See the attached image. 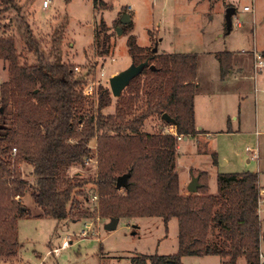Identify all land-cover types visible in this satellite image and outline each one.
<instances>
[{
    "label": "trees",
    "instance_id": "trees-1",
    "mask_svg": "<svg viewBox=\"0 0 264 264\" xmlns=\"http://www.w3.org/2000/svg\"><path fill=\"white\" fill-rule=\"evenodd\" d=\"M20 7L17 0H0V13L12 8L21 11ZM66 24L67 20L58 25L53 47L45 53L32 27L24 22L25 43L37 61L22 63L15 37L6 33L9 25L0 21V30L4 28L0 59L9 63V79L0 84V256L17 254L18 219L30 215L21 199L29 193L42 209L39 215L59 221L158 216L167 225L177 218L178 251L140 254L131 259L132 264H184V256L206 254L228 258L226 264H237L239 257L246 258L247 264H262L259 174L219 172L217 193L203 182L197 193L184 194L177 172L180 139L166 133V128L157 133L143 131L151 115L162 117L168 112L175 119L178 136L200 132L195 107L197 54L156 53L153 47L139 45L130 33L133 20L118 21L129 34L133 62L148 64L123 89L116 113L107 114L105 108L113 102L110 89L99 85L96 103L88 102L81 88L84 76L62 60ZM99 25L96 53L109 55L113 34L104 20ZM216 55L225 78L233 66V52ZM10 107L13 119L7 124ZM95 157L94 178L71 174L73 167H86ZM22 163L32 169L27 176ZM124 173L130 177L121 193L117 176ZM89 183L95 186L93 196H98L93 207L83 206L81 200L90 198L85 190ZM214 231L217 235L212 239Z\"/></svg>",
    "mask_w": 264,
    "mask_h": 264
},
{
    "label": "rangeland",
    "instance_id": "rangeland-1",
    "mask_svg": "<svg viewBox=\"0 0 264 264\" xmlns=\"http://www.w3.org/2000/svg\"><path fill=\"white\" fill-rule=\"evenodd\" d=\"M17 1L21 11L12 8L0 13V21L9 25L6 33L15 37L20 61H37L25 43L24 22L32 27L43 51L49 53L56 28L67 20L61 42L62 60L84 76L81 88L89 84L96 90L99 85L110 89V78L133 63L129 34L123 29L121 34L117 32L124 13L133 15L134 29L130 33L139 45L157 47L156 53L197 54L196 122L202 128L195 136H182L179 140L177 172L181 192L187 193L193 176L202 172L206 175H202L201 184L208 183L214 194L218 192L219 172L258 173L264 254V70L256 69V54L264 52V0H48L45 7V0ZM246 5H254L255 10L244 11ZM231 6L236 12L227 33L225 16ZM101 20L113 34L112 51L105 56L96 53L95 36ZM0 31L3 33L4 28ZM223 51L234 55L232 69L225 78L221 77L216 55ZM8 76L9 63L0 59V84ZM112 96V104L105 108L107 114H115L120 102V96ZM97 98L95 94L87 100L96 103ZM12 111L10 107L7 124L13 119ZM170 126L153 114L144 123L143 131L157 133ZM92 144L96 149L97 144ZM254 153L257 158L252 156ZM215 157L222 164L215 163ZM97 164L95 157L86 167H73L70 172L94 178ZM21 168L24 176L32 170L27 164ZM85 190L90 198L81 197L82 204L93 207L97 202L93 198L95 186L89 183ZM17 198L21 199L18 195ZM21 201L30 215L18 219L19 249L16 256L1 255L0 264H132L131 259L137 255H170L179 248L175 217L167 225L158 216L120 218L116 229L108 230L105 225L110 219L59 221L39 215L42 209L29 193ZM216 235L214 231L211 238ZM182 260L184 264H226L228 258L206 254L187 255ZM237 264H247L246 258L239 257Z\"/></svg>",
    "mask_w": 264,
    "mask_h": 264
},
{
    "label": "water",
    "instance_id": "water-1",
    "mask_svg": "<svg viewBox=\"0 0 264 264\" xmlns=\"http://www.w3.org/2000/svg\"><path fill=\"white\" fill-rule=\"evenodd\" d=\"M236 12V8L234 6H231L227 9L226 12V21L228 23V27L231 28L233 21H232V15ZM121 23L122 24H128L131 21V14L128 13H124L121 17ZM117 32L119 34L122 33V28L119 26L117 28ZM154 51H157V47L153 48ZM148 64V62H144V63H140V64H136V63H132L130 67L121 70L119 73L114 74V76H112L110 78V90L113 93L114 96H120L122 94L123 89L131 82V80L139 75V73L142 71L143 67L146 66ZM152 68H154V66L152 65ZM162 119L168 123H175V119L173 117H171V115L166 112L162 115ZM186 137V136H184ZM117 187L118 188H124L127 186L128 184V179L130 177L129 173H124V174H120L117 176ZM200 178L201 176H193L191 182L189 183L187 190L188 192H194L197 193L198 189L202 186L201 182H200ZM119 219L113 218L111 219L106 225L105 228H107L108 230H114L117 227Z\"/></svg>",
    "mask_w": 264,
    "mask_h": 264
},
{
    "label": "built area",
    "instance_id": "built-area-1",
    "mask_svg": "<svg viewBox=\"0 0 264 264\" xmlns=\"http://www.w3.org/2000/svg\"><path fill=\"white\" fill-rule=\"evenodd\" d=\"M253 2V1H252ZM48 3H49V1L48 0H45L44 1V3H43V6L45 7V6H48ZM253 4V3H252ZM255 10V8H254V5L253 6H251V5H246V6H244V11H254ZM238 21V20H237ZM238 23V25H240L241 23H240V21H238L237 22ZM256 54V53H255ZM256 69H260V70H264V56H263V54L262 55H258V54H256ZM97 91H98V88H97V90L96 89H94V86H92V85H89V84H87L84 88H82V93H84V95L87 97V98H91L92 96H94L95 94H98L97 93ZM165 132L167 133V132H169V133H172V134H174L175 136H177L178 137V139H181V136H178V133H177V128L173 125V124H171V126H170V128L169 129H167V130H165ZM16 147H15V149L13 150V154H15L16 153ZM252 156L253 157H258L257 155H256V153H254V154H252ZM89 163V162H88ZM21 165V167H24L26 164L25 163H22V164H20ZM93 198L94 199H96V200H98V196L97 195H94L93 196ZM85 233H86V230H85ZM84 233V234H85ZM260 257H261V260H262V263L264 262V254L261 252L260 253Z\"/></svg>",
    "mask_w": 264,
    "mask_h": 264
},
{
    "label": "crops",
    "instance_id": "crops-1",
    "mask_svg": "<svg viewBox=\"0 0 264 264\" xmlns=\"http://www.w3.org/2000/svg\"><path fill=\"white\" fill-rule=\"evenodd\" d=\"M131 14V13H130ZM123 15V14H122ZM131 20H133V15L131 14ZM133 24H134V22H133ZM134 29V28H133ZM196 124H197V122H196ZM198 125V124H197ZM200 128H202V126H200ZM199 127H198V130L200 129ZM225 162H227V160H224ZM218 162L220 163V164H222V161L221 160H219L218 159ZM201 176V175H200ZM201 179V178H200ZM186 189H187V187H186Z\"/></svg>",
    "mask_w": 264,
    "mask_h": 264
}]
</instances>
